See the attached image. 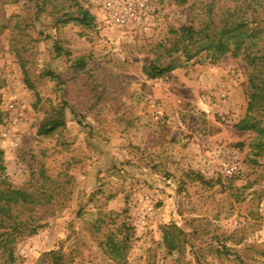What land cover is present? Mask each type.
Segmentation results:
<instances>
[{
  "label": "rangeland",
  "instance_id": "1",
  "mask_svg": "<svg viewBox=\"0 0 264 264\" xmlns=\"http://www.w3.org/2000/svg\"><path fill=\"white\" fill-rule=\"evenodd\" d=\"M80 1L96 17L93 30L55 28L35 15V0H0L6 175L16 187L59 190L57 202L41 209L44 226L17 239L13 264H39L51 250L70 264H117L105 253L110 237L127 241L126 264H264V149L254 151L256 132L234 127L248 108L246 62L227 54L189 61L162 78L143 71L169 45L172 29L191 21L192 8L204 13L212 0H112L144 4L142 20L125 26L111 20L109 0ZM57 40L69 57L57 54ZM82 55L85 70L123 104L107 95L97 103L98 92L80 91L73 65ZM11 103L22 111L17 119ZM63 104L65 128L40 136V124ZM258 117L264 126V112ZM170 223L188 234L184 252L165 246Z\"/></svg>",
  "mask_w": 264,
  "mask_h": 264
},
{
  "label": "trees",
  "instance_id": "2",
  "mask_svg": "<svg viewBox=\"0 0 264 264\" xmlns=\"http://www.w3.org/2000/svg\"><path fill=\"white\" fill-rule=\"evenodd\" d=\"M177 1L186 4L190 0ZM212 1L205 12H202L203 14L195 13L192 8L191 21L172 29L174 37L169 45L162 44V50L149 61L143 71L148 79H157L186 65L189 61H200L201 57L211 62H217L227 54L242 57L249 68L248 108L246 116L234 127L239 131L257 133L258 138L252 142V145L257 155H260L264 149V126L262 119L258 117V114L264 112V19L261 18L264 13L263 0H233V5L220 6L217 10L213 7L216 0ZM35 6V15L49 17L57 29L73 23L85 30H93L97 25L95 15L80 0H35ZM19 24L22 23H17L15 30H19ZM57 41L55 48L57 54L69 57L71 51L61 44V40ZM87 64L86 56L82 55L74 59L73 66L80 76L82 75L79 83L80 91L98 92L97 103L105 102L107 98H104V95H107L108 102L117 100L123 104L116 90L107 88L85 70ZM22 69L25 83L30 89L35 90L25 65H22ZM48 75L60 79V76L53 72H48ZM65 108V104L53 107V116L44 120L39 126L40 136H51L65 128ZM2 121L0 110V124ZM58 191L47 183L33 190L14 186L6 175L4 151L0 147V258L5 264L15 262L14 247L19 237L31 236L44 226L45 214L41 209L55 203V195ZM188 242L187 232L176 223L164 227V243L170 253L184 252ZM127 244V241H117L110 237L106 241L105 253L117 264H126ZM39 264H70V262L62 252L51 250L43 254ZM177 264L207 263L196 260L194 263L187 261Z\"/></svg>",
  "mask_w": 264,
  "mask_h": 264
},
{
  "label": "built area",
  "instance_id": "3",
  "mask_svg": "<svg viewBox=\"0 0 264 264\" xmlns=\"http://www.w3.org/2000/svg\"><path fill=\"white\" fill-rule=\"evenodd\" d=\"M105 8L109 10L111 20L114 22L117 26H125L131 21H137L140 22L143 18V8L144 4L140 1L136 2L135 4L132 2H115L112 0L106 1ZM9 109L16 111L15 118H19L22 115V111L15 106V104L11 103L9 104ZM236 169V166H231L227 169L228 174H233ZM152 206H149L148 212H152L153 209Z\"/></svg>",
  "mask_w": 264,
  "mask_h": 264
}]
</instances>
